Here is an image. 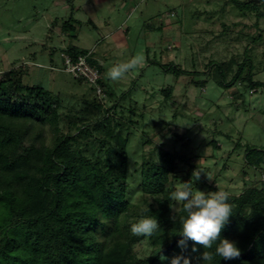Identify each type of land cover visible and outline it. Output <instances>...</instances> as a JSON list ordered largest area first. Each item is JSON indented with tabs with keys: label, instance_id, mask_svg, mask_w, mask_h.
<instances>
[{
	"label": "rangeland",
	"instance_id": "1",
	"mask_svg": "<svg viewBox=\"0 0 264 264\" xmlns=\"http://www.w3.org/2000/svg\"><path fill=\"white\" fill-rule=\"evenodd\" d=\"M56 1L0 0V77L22 70L23 84L40 83L57 99L54 117L42 122L0 117V123L22 134L24 143L50 146L59 135L76 134L77 112L86 110L85 120H92L88 107L93 111L91 102L98 103L95 116L106 125L109 140L116 135L126 140V197L130 211L138 214L121 215L115 233L132 238L135 264H168L161 258L145 261L153 249L150 237L130 232V223L156 206V196L142 189L143 162L159 163L166 152L173 156L164 189L171 191L176 215L182 202L174 200V192L193 171L199 172L195 186L203 191L238 195L263 185L264 164L246 165L244 151L264 147V0H236L249 3L243 9L234 0ZM66 20L75 27V38L61 30ZM122 24L129 28L127 39L116 43L108 32ZM70 45L109 49L105 59L95 60L99 91L65 71L62 56ZM246 57L251 70L246 66L231 82L240 63L247 65ZM130 61L135 68L121 79L107 77L113 65ZM161 64L183 71L174 74ZM217 65L229 85H221ZM247 73L261 85H249ZM88 150L102 162L111 156L96 145ZM19 152L10 151L5 160L14 161L16 171L28 166L18 160Z\"/></svg>",
	"mask_w": 264,
	"mask_h": 264
},
{
	"label": "trees",
	"instance_id": "2",
	"mask_svg": "<svg viewBox=\"0 0 264 264\" xmlns=\"http://www.w3.org/2000/svg\"><path fill=\"white\" fill-rule=\"evenodd\" d=\"M234 3L239 9L249 7L247 2ZM61 30L76 37L69 20L61 23ZM66 49L71 57L87 55L88 62L97 65L88 50L73 45ZM247 58V65L245 60L240 63L231 82L240 77L246 66L251 70V60ZM161 65L174 74L183 71L171 64ZM216 67L221 85H229L224 84L221 66ZM22 76V70L17 74L10 70L7 76L0 77V117L40 122L54 117L57 99L40 83L23 84ZM245 80L249 85H261L252 80L250 73ZM91 106L94 110L88 107V112L93 113L92 120H85L86 110L77 112L76 120L81 124L76 134L59 135L50 146L24 143L22 134L0 123V264L136 263L130 249L132 238L124 240L115 233L121 215H138L137 211H130L126 197V140L116 135L111 142L106 125L95 116L100 105L93 101ZM110 110L111 107L106 111ZM81 138L86 139L83 146ZM95 145L111 155L105 162L89 152ZM10 151H20L18 160L28 166L14 170V161L5 162ZM244 162L259 169L264 164V147L247 146ZM174 166L173 156L167 152L159 163L149 160L141 165L143 192L156 196V206L149 205L151 212L145 210L142 216L155 214L161 225L150 237L153 249L145 260L149 263L158 261L161 254L187 255L197 262L203 251L198 246V251L192 252L193 242L186 248L177 246L179 236L173 232L179 225L169 219L172 194L164 189ZM230 203L233 215L221 235L235 239L241 252L231 261L221 258L219 264H264V182L259 188L249 187L238 195H230ZM181 209L182 203L177 216L182 214ZM123 224L126 226L127 222Z\"/></svg>",
	"mask_w": 264,
	"mask_h": 264
},
{
	"label": "clouds",
	"instance_id": "3",
	"mask_svg": "<svg viewBox=\"0 0 264 264\" xmlns=\"http://www.w3.org/2000/svg\"><path fill=\"white\" fill-rule=\"evenodd\" d=\"M134 68V61L121 62L109 68L107 77L117 81ZM198 178L199 172L193 171L192 177L182 182L174 192V200L182 202V214L177 216L172 210L169 217L172 223L179 225V229L173 232L179 236L177 246L186 248L189 242H193L192 252H197L198 246L202 247L198 264H219L221 258L231 261L240 255L241 249L235 239L221 235L222 229L233 215L230 194L226 190H200L195 186ZM146 211L151 212L149 208ZM160 228V222L155 214L143 215L130 223V232L135 237H151ZM160 258L167 259L168 264H193L191 257L182 254L171 258L161 254Z\"/></svg>",
	"mask_w": 264,
	"mask_h": 264
},
{
	"label": "built area",
	"instance_id": "4",
	"mask_svg": "<svg viewBox=\"0 0 264 264\" xmlns=\"http://www.w3.org/2000/svg\"><path fill=\"white\" fill-rule=\"evenodd\" d=\"M62 59L66 72L98 87L97 83L100 78L99 70L96 66L88 62L87 55L78 54L73 58L65 53L63 54ZM99 90L100 88L98 87V91Z\"/></svg>",
	"mask_w": 264,
	"mask_h": 264
},
{
	"label": "crops",
	"instance_id": "5",
	"mask_svg": "<svg viewBox=\"0 0 264 264\" xmlns=\"http://www.w3.org/2000/svg\"><path fill=\"white\" fill-rule=\"evenodd\" d=\"M57 2L56 0H53V2ZM98 1V0H97ZM127 8V11L130 12L131 9H133V6H126ZM53 23H56V21H54ZM93 23V22H92ZM124 25L125 24H122L120 26V28H117V29H113L111 31L108 32L109 34V37L112 38V40H114L116 43L118 42H123L127 39V34L129 32V28H125L124 30L122 29V27L124 28ZM93 26L95 27L96 25L93 24ZM61 28V26H60ZM47 37H49V35H47ZM98 45H96L94 48L92 49H87L88 52L91 54L92 58L96 61H102V59H105V55H107V53L109 52V49L107 48H104V49H101V47L97 48ZM111 50V49H110ZM98 58V60H97Z\"/></svg>",
	"mask_w": 264,
	"mask_h": 264
}]
</instances>
